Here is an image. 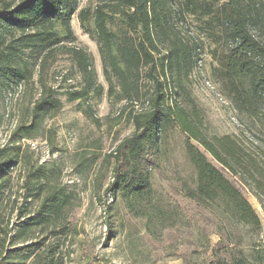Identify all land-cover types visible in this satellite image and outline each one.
Listing matches in <instances>:
<instances>
[{"label": "trees", "instance_id": "trees-1", "mask_svg": "<svg viewBox=\"0 0 264 264\" xmlns=\"http://www.w3.org/2000/svg\"><path fill=\"white\" fill-rule=\"evenodd\" d=\"M198 0H101L94 8L78 11L80 27L92 32L102 58V72L108 93L119 87L118 95L133 107L128 121L133 133L122 139L114 153L116 164L105 192L119 194L130 204L150 189L151 168L157 164L158 138L166 124L178 126L186 136V154L196 170L195 187L189 197L224 212L238 222L253 228L264 223V166L253 150H247L234 135H209L203 130V119L195 105L181 106L177 100L167 101L168 78L178 87L187 78L197 60L198 41L181 32L177 21L185 12L202 14L204 28L223 44L215 70L219 83L235 110L252 121L261 122L264 113V3L262 0H227L218 5ZM76 0H0V78L13 81L30 80L27 63L21 54L29 49L42 53V62L54 44L64 38L73 41L70 20L77 8ZM92 18V28L89 20ZM60 27L62 35L57 28ZM82 76L80 89L67 93L69 100L87 101L90 91L101 93L91 58L78 47L68 48ZM42 63V64H43ZM145 69V72L142 71ZM148 76L153 91L143 90L142 74ZM32 109L33 120L20 138H31L40 124L61 108L55 91L44 84ZM147 104L144 108L143 105ZM81 111L93 117L91 106ZM206 154H209L216 165ZM15 157L18 153L14 154ZM0 149V209L8 182L7 171L14 160L6 159ZM258 159V160H257ZM223 171L250 187L258 198L263 218ZM49 175L38 166L28 170L23 179L24 201L37 202L35 211L25 205L16 226H4L0 210V264H65L71 252L65 243L76 230L68 226L73 196L49 182ZM112 203L104 213L110 216ZM226 209V210H225ZM71 229V230H70ZM247 256L215 258L210 264H264V248L253 249ZM88 264V263H86Z\"/></svg>", "mask_w": 264, "mask_h": 264}, {"label": "rangeland", "instance_id": "rangeland-1", "mask_svg": "<svg viewBox=\"0 0 264 264\" xmlns=\"http://www.w3.org/2000/svg\"><path fill=\"white\" fill-rule=\"evenodd\" d=\"M76 1L78 6L70 20L73 41L62 37L44 63L41 59L47 49L39 54L25 50L20 63H27L32 75L30 80L0 78V149H6V159L15 161L6 174V196L0 209L2 225L16 226L18 216L29 203L30 211H35L37 202L23 200V179L28 170L43 166L49 182L73 196L68 226L76 233L65 242L71 248L65 264H210L215 258L238 256L241 250L249 256L254 248H264V223L255 229L238 223L229 212L221 215L223 205L217 209L206 208L189 197L188 190L196 184V170L186 154V136L173 124L164 125L160 132L157 164L151 168L150 191L133 205L119 194L111 197L110 192H105L112 180L116 148L134 131L128 113L137 112L142 102H133L131 107L119 97V87L115 93H108L95 36L80 27L77 16L80 9L94 8L101 0ZM224 1L227 0L217 3ZM206 19L202 14L185 12L177 21L182 33L198 41V57L182 81L183 88L168 78L167 101L177 100L186 107L195 105L201 113L204 132L234 135L247 150L254 151L264 166V113L261 122L252 121L238 113L226 96L215 74L223 44L209 36L210 32L204 28ZM89 23L92 28V18ZM57 30L63 34L60 27ZM74 46L89 55L95 84L102 87L101 93L90 91L85 102L67 97L68 92L82 86V76L68 52ZM42 84L55 91L61 108L49 115L31 138L17 141L33 120L32 109ZM141 85L143 90L153 91V84L145 73ZM87 104L93 117L81 111ZM223 172L262 219L263 209L250 187ZM109 203L112 209L107 217L104 210Z\"/></svg>", "mask_w": 264, "mask_h": 264}]
</instances>
